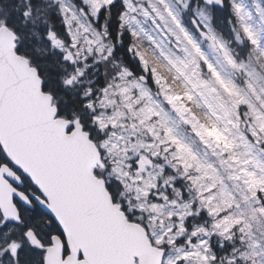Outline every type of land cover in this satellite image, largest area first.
<instances>
[{"label":"snow or ice","instance_id":"snow-or-ice-1","mask_svg":"<svg viewBox=\"0 0 264 264\" xmlns=\"http://www.w3.org/2000/svg\"><path fill=\"white\" fill-rule=\"evenodd\" d=\"M0 264H264V0H0Z\"/></svg>","mask_w":264,"mask_h":264}]
</instances>
